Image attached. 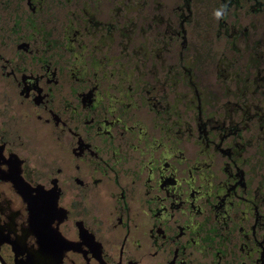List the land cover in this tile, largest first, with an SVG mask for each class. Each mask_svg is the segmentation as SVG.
I'll use <instances>...</instances> for the list:
<instances>
[{
  "label": "flooded vegetation",
  "instance_id": "flooded-vegetation-1",
  "mask_svg": "<svg viewBox=\"0 0 264 264\" xmlns=\"http://www.w3.org/2000/svg\"><path fill=\"white\" fill-rule=\"evenodd\" d=\"M0 259L264 264V0H0Z\"/></svg>",
  "mask_w": 264,
  "mask_h": 264
},
{
  "label": "clouds",
  "instance_id": "clouds-1",
  "mask_svg": "<svg viewBox=\"0 0 264 264\" xmlns=\"http://www.w3.org/2000/svg\"><path fill=\"white\" fill-rule=\"evenodd\" d=\"M215 16L219 19L220 18V16H221V13H220V11H217L216 13H215Z\"/></svg>",
  "mask_w": 264,
  "mask_h": 264
},
{
  "label": "water",
  "instance_id": "water-1",
  "mask_svg": "<svg viewBox=\"0 0 264 264\" xmlns=\"http://www.w3.org/2000/svg\"><path fill=\"white\" fill-rule=\"evenodd\" d=\"M0 264H5V263L0 259Z\"/></svg>",
  "mask_w": 264,
  "mask_h": 264
}]
</instances>
